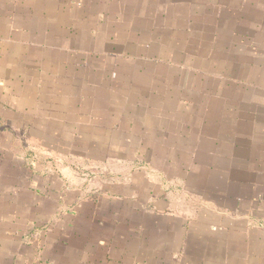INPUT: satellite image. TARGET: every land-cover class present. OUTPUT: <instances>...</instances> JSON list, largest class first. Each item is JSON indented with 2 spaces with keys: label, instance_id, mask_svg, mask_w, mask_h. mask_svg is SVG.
<instances>
[{
  "label": "crops",
  "instance_id": "obj_1",
  "mask_svg": "<svg viewBox=\"0 0 264 264\" xmlns=\"http://www.w3.org/2000/svg\"><path fill=\"white\" fill-rule=\"evenodd\" d=\"M71 105L105 114L92 117L108 120L106 136L71 119ZM137 127L139 145L158 149L135 152L134 189L107 182L88 197L108 204L94 220L106 234H53L42 261L8 253L18 131L61 141L40 130L69 128L112 146ZM88 193L58 204L83 214ZM9 223L0 264H102L103 239L105 264H264V0H0V228Z\"/></svg>",
  "mask_w": 264,
  "mask_h": 264
},
{
  "label": "rangeland",
  "instance_id": "obj_2",
  "mask_svg": "<svg viewBox=\"0 0 264 264\" xmlns=\"http://www.w3.org/2000/svg\"><path fill=\"white\" fill-rule=\"evenodd\" d=\"M163 88H165V86H163ZM143 101L148 102L149 98H143ZM75 102L76 101H74V103ZM94 102L96 101L92 98H85L82 100V103L86 105V110H91L94 107ZM151 102H153V100H151ZM84 107L75 111V107L71 105V119L78 120L79 118L80 120L82 119L88 122H98L96 123L97 125H95V132L101 134L102 138H104L106 132L109 131L107 129L109 128L108 120L105 119L100 121L99 118H94L92 116L98 117V115L102 116L105 114L97 111L93 114L92 111L87 114H85V112H78V110L85 109ZM39 119V123L41 124L47 125L46 122H50L46 120L45 116ZM59 124L60 121L55 120L51 125L52 127H58ZM126 129L115 136L116 139H119V142L111 144L112 146H108V144L104 145L97 141L91 142V144L89 141H85V144L84 141L75 136L73 137L74 130L69 128H45L40 130V132L43 131L45 134H47L48 131L50 137L56 136L55 139H61V141L44 139L42 137L36 139L25 133L23 134L22 130L18 131V204L15 207L17 208L15 211L18 215V224L15 229H18V233L16 234V242L7 240L6 249L8 253L25 255V257L26 255H32L33 257L37 256L38 260L42 261L41 254L45 251L46 240L53 234L57 235L59 239L64 236L63 234H69L70 236L68 237H72L75 232L80 230L79 227H81L82 232L86 234L92 233L96 235V238L101 237L103 233L106 234L108 230L107 224L96 225L94 220L98 214L99 216L102 215L101 213L107 209L106 205L108 204L104 202V204L100 205L102 208H99V206H97V208L93 207L88 197L94 194L96 190H100L107 182L120 184L121 187H119V192H122V194L125 193L124 191H126L128 185H131L132 189H134L133 186H135V183L131 184L133 176H131L132 173H130V171L137 169L141 163L140 159H137L139 157H135L136 153L141 154V152H145L144 148L146 147L149 148V150L158 149L157 145H151L149 147L147 145H139V141L143 137L140 127L135 128L134 133L129 136ZM85 130H87L88 133L94 132L93 130ZM62 134H64V136H62ZM149 135L150 134H148V136ZM149 137L152 138V134ZM63 138L70 142L71 145H64L62 142ZM44 142L46 144H44ZM29 151L36 153L38 157L31 159L28 155ZM131 155V158L134 157V160H129ZM143 162L142 160V163ZM33 163H35L36 166L34 171H37L34 177L32 175V181L33 178L35 180L34 184L29 182L31 178L29 174H32L30 169H32ZM152 164L158 165V161H154ZM48 173H52L53 176H47ZM29 184H32V186ZM56 188L60 189L61 192H58ZM78 191L90 193L85 196V199H88V201L86 202L84 200L82 204L80 203L77 206L78 212L79 209H81L83 214L72 215L68 212H70L71 209L76 210L75 207L68 208L66 204L59 206L58 202L60 201L59 198L63 196L64 200L73 202L78 198ZM122 194L120 195L122 196ZM136 195H139L137 191L135 193V196ZM79 199H76L75 202H79ZM102 201L106 200H101V202ZM94 206L96 205L94 204ZM74 218H83L84 220L86 218V220L83 226H79L80 224L71 222ZM56 222L60 223L54 225ZM13 227L14 226L9 223L6 229H4L5 227L0 228V233L3 234V232L6 231L7 236L14 239L15 235H13V233L15 230H13ZM95 229L98 230L97 232H99V235L94 233ZM90 243L93 244L95 242ZM98 249L103 252L101 259L103 261L102 264H105L104 254L109 251L106 239H103V243ZM33 254L36 255L34 256ZM32 259H36V257ZM26 261H29V258H25L21 264H26Z\"/></svg>",
  "mask_w": 264,
  "mask_h": 264
}]
</instances>
